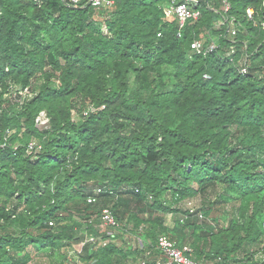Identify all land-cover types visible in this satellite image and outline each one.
<instances>
[{
	"label": "trees",
	"instance_id": "16d2710c",
	"mask_svg": "<svg viewBox=\"0 0 264 264\" xmlns=\"http://www.w3.org/2000/svg\"><path fill=\"white\" fill-rule=\"evenodd\" d=\"M199 1L180 28L172 0H0V264L78 243L83 264H152L161 234L264 264V0ZM104 207L118 226L101 232Z\"/></svg>",
	"mask_w": 264,
	"mask_h": 264
},
{
	"label": "built area",
	"instance_id": "2783aa9c",
	"mask_svg": "<svg viewBox=\"0 0 264 264\" xmlns=\"http://www.w3.org/2000/svg\"><path fill=\"white\" fill-rule=\"evenodd\" d=\"M70 4L77 6L80 4H89L95 9L99 8H110L114 4V0H66ZM200 1L199 0H185L183 2H172L165 7V14L167 18H174L177 20L180 28L188 21H196L199 19L200 12ZM229 9V4L224 1L223 10L227 11ZM253 10L247 8L246 15L248 19H252ZM229 27H233L230 23ZM232 34L235 33L233 29ZM217 47L216 41L207 42L205 39L200 38L194 40L190 44V48L193 52L197 54H207L212 52ZM242 73L247 72V67L244 65L241 69ZM204 78H209L207 75H204ZM47 121L45 113L41 112L36 118V125H43ZM34 147V144H30L29 148ZM97 194L101 193L100 188L97 189ZM96 198L89 197L87 199L88 203L96 202ZM192 211V209L190 210ZM99 229L107 230L109 228H115L118 226V222L113 215L109 207H104L98 217ZM101 231V232H104ZM98 236H88L85 242L90 243L91 245H105L106 241ZM156 249L160 253V257L156 258L152 264H163V259H167L172 264H209L205 261H197L193 258L192 248L189 245H182L172 240L166 234H161L157 238ZM139 264H149V261L143 260Z\"/></svg>",
	"mask_w": 264,
	"mask_h": 264
},
{
	"label": "rangeland",
	"instance_id": "374dc122",
	"mask_svg": "<svg viewBox=\"0 0 264 264\" xmlns=\"http://www.w3.org/2000/svg\"><path fill=\"white\" fill-rule=\"evenodd\" d=\"M25 93H26V96L31 95L29 92L27 93L25 91ZM39 126H42V125H39ZM201 202H202L201 199L197 197V198L188 199V200L183 201L182 205H180V206H182L185 209H197L200 207ZM216 210H218V209H216ZM225 210H228V206L225 207ZM221 211H222L221 209H219L218 211H215L213 213V217H217L220 220V222H223L227 218H226L225 214H223ZM166 221H171L173 223L170 215H166ZM166 221H165V223H166ZM225 222L226 221H224V223ZM100 231H104V229L101 230V228H100ZM87 238H88V236L85 238V240H87ZM97 238H100V237L98 236ZM133 244H135V246H136L137 243L133 242ZM76 248H78V249H76ZM79 249H80L79 246L73 245L72 248L69 249L66 258L63 257L61 254H54V255L52 254L51 258H50V256H48L47 249L37 250L35 247L29 246L26 250L29 254V257L27 259L26 264H83V262L81 260H79V258L77 256V254L79 252L77 250H79Z\"/></svg>",
	"mask_w": 264,
	"mask_h": 264
},
{
	"label": "crops",
	"instance_id": "0c3cea01",
	"mask_svg": "<svg viewBox=\"0 0 264 264\" xmlns=\"http://www.w3.org/2000/svg\"><path fill=\"white\" fill-rule=\"evenodd\" d=\"M165 226L167 227V228H169V229H172L173 228V223L171 222V221H166V223H165ZM74 246H79V250H77V251H81V248H82V243H78L77 245H74ZM76 249H78V248H76ZM163 261L165 262H169L167 259H163Z\"/></svg>",
	"mask_w": 264,
	"mask_h": 264
}]
</instances>
